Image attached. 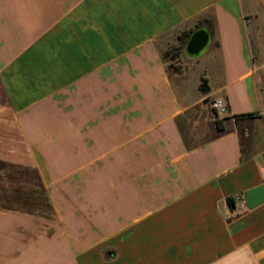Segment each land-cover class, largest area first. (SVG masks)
I'll list each match as a JSON object with an SVG mask.
<instances>
[{"label": "crops", "instance_id": "obj_1", "mask_svg": "<svg viewBox=\"0 0 264 264\" xmlns=\"http://www.w3.org/2000/svg\"><path fill=\"white\" fill-rule=\"evenodd\" d=\"M255 4L0 0V264H264V133L235 117L264 116ZM216 98L223 130L188 146Z\"/></svg>", "mask_w": 264, "mask_h": 264}, {"label": "rangeland", "instance_id": "obj_2", "mask_svg": "<svg viewBox=\"0 0 264 264\" xmlns=\"http://www.w3.org/2000/svg\"><path fill=\"white\" fill-rule=\"evenodd\" d=\"M255 8H258L256 12L250 13L249 16H247V22H250L252 24V27L254 29V33L251 34L250 40L253 47L254 56L257 59V78H258V84L260 87V90L262 91V99L264 100V11H261L258 4H255ZM179 42H176L175 44L170 45L168 48H170L173 45H178ZM167 48V49H168ZM166 49V50H167ZM180 53L178 56L174 59H171L170 57L165 58L166 65L169 64L172 65V71L174 72H181L184 70L185 65L183 62L179 59ZM195 68L192 71H189V87L192 88L195 83L197 82L199 78V73L202 68V62L199 64L200 66H197L196 62H194ZM201 84V82H200ZM201 88V87H200ZM5 96L2 90V87L0 85V100H4ZM212 99H208L205 102V116L203 115V122L200 125H197L193 128L188 127L185 123L180 124L182 133L184 134V139L186 140V143L189 146H193L194 144H197L211 136L210 134V127L208 126L206 119L210 121L215 122L216 118L221 121V119L217 116H215L211 110H210V102ZM252 119H259L257 124L255 126L251 127V130L255 132V135H260L264 133V116H258L255 115ZM221 126H223V121H221Z\"/></svg>", "mask_w": 264, "mask_h": 264}, {"label": "trees", "instance_id": "obj_3", "mask_svg": "<svg viewBox=\"0 0 264 264\" xmlns=\"http://www.w3.org/2000/svg\"><path fill=\"white\" fill-rule=\"evenodd\" d=\"M192 32V30H189V31H183L179 36H178V45H173L171 46L170 48H168L163 56L164 58H167V57H170L171 56V59H174L178 56L179 53H181L182 49H183V46L185 44V40L189 37L190 33ZM167 68L169 70L172 69V65L169 64L167 66ZM200 87L201 89H206V84H205V79L202 77V80H201V84H200ZM255 116V113H248V114H245V115H237L235 117L237 118H247V119H252L254 118ZM222 121V119H221ZM221 121H219L217 118L215 120V125H216V128H217V131L221 132L223 130V126H221ZM187 144V143H186ZM188 145V144H187ZM189 146V145H188ZM227 203H228V206L230 208H233L234 207V199L233 197H229L227 199Z\"/></svg>", "mask_w": 264, "mask_h": 264}, {"label": "water", "instance_id": "obj_4", "mask_svg": "<svg viewBox=\"0 0 264 264\" xmlns=\"http://www.w3.org/2000/svg\"><path fill=\"white\" fill-rule=\"evenodd\" d=\"M209 40H210V36L205 28H199L196 31H194L190 35L186 43L187 55H189L190 57L200 56L208 46Z\"/></svg>", "mask_w": 264, "mask_h": 264}, {"label": "built area", "instance_id": "obj_5", "mask_svg": "<svg viewBox=\"0 0 264 264\" xmlns=\"http://www.w3.org/2000/svg\"><path fill=\"white\" fill-rule=\"evenodd\" d=\"M210 109L211 112L217 117L223 116L227 113V105L222 98L213 99L210 102ZM233 199H234V206L239 210H241V208L244 205L242 198L239 195H237L233 197Z\"/></svg>", "mask_w": 264, "mask_h": 264}]
</instances>
